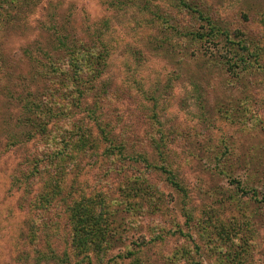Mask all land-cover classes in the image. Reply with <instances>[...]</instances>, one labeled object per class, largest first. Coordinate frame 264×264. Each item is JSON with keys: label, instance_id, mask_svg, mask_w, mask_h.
<instances>
[{"label": "trees", "instance_id": "trees-1", "mask_svg": "<svg viewBox=\"0 0 264 264\" xmlns=\"http://www.w3.org/2000/svg\"><path fill=\"white\" fill-rule=\"evenodd\" d=\"M43 1L47 2L0 0V95L17 106L13 115H18L14 119L20 121L19 132H4L0 157L28 142L40 146L35 153L21 155L13 171L8 172L10 186H15L14 190L20 193L16 207L25 216L17 235V242L24 248L15 253L13 261L146 264L136 239L131 242L138 245L137 249L131 251L123 246L130 235L115 222L119 209L112 204V194L122 198L121 211H135L142 217L154 211L163 213L166 209L165 206L162 209L163 191L156 190L151 178L147 181L151 175L160 179L157 174H162L161 180L184 196L187 188L179 183L176 168L170 166L167 149L162 150L166 134L155 117L158 112L166 115L164 105L159 106L161 93L154 95L136 88L144 99L151 101V108H144L150 112L149 117H139L144 122L148 118L147 123L154 131L141 138H130L131 125L123 121L118 104L137 95L122 80L115 86L105 76L112 53L120 45L124 54L154 51L158 57L170 59V65L176 66L169 71V81L163 85L166 94L171 93V80L186 73L183 66L188 59L206 74L217 73L221 78L225 75L230 79H225V89H220L218 104H221L226 92L235 91L232 87L235 82L242 79L243 83L249 71L254 72L259 66L258 52L264 50V44L258 43L260 37L225 25L215 16L216 11L200 0H103L107 11L104 17L76 25L67 11V14L59 13L58 21L50 27L39 25L45 9L33 20L34 24L30 21ZM119 23L123 31L117 30L113 35ZM135 24L140 28L135 30L136 44L123 42V34ZM34 30L40 31L43 38L25 40L15 51L18 56L4 48L3 40L26 39ZM200 77L196 80L199 83L188 80L191 88L184 91L185 96H193L199 109H203V103L209 105L210 101L209 93L200 91L204 86L199 80H204V75ZM210 84L205 88L212 89ZM38 95L40 99L35 101ZM221 108L220 105L216 111L224 115H235L237 109L235 106ZM2 117L1 123L7 124V117ZM143 144L149 148L150 157ZM212 166L213 172L240 176L236 161L228 162L220 157ZM207 171L210 173L208 168ZM110 176L118 177L116 185L109 180ZM233 182L238 190L232 187V192L247 194L250 190L255 194L251 188L245 190L244 183L241 185L238 179ZM217 190L221 202L237 195ZM55 205L61 207V213L53 208ZM183 214L189 219L186 211ZM204 216L198 223L212 228L215 239L223 244V250L216 249V257H221L226 264L240 263L251 244L249 237L242 239L234 219L224 224L213 218L212 213ZM46 233L55 240L54 245ZM121 246L126 251L112 253ZM175 254L177 260H183L182 264H201V259L190 258L184 247Z\"/></svg>", "mask_w": 264, "mask_h": 264}, {"label": "rangeland", "instance_id": "rangeland-1", "mask_svg": "<svg viewBox=\"0 0 264 264\" xmlns=\"http://www.w3.org/2000/svg\"><path fill=\"white\" fill-rule=\"evenodd\" d=\"M102 1L47 0L46 3L43 1L38 8L36 7L30 21L34 24L33 20L37 19L39 13L45 9L39 20V25L45 27H50L52 23L57 22L59 13L67 14V11L71 13L70 19L74 21V24L89 23L107 14ZM200 1L216 11L215 16L225 25L244 31L252 37H260L258 43L264 44V23H260V20L264 22V0ZM136 26L132 30L125 31L122 37L123 42L129 41L136 44L135 30L140 29ZM116 27L113 35L117 30L123 31L122 24L119 23ZM28 37L26 39L10 37L6 41L3 40L4 48L16 57L18 55L15 51L19 45L31 37L42 39L43 34L34 30L33 34ZM153 52L148 51L145 54L133 52L129 55L124 54L121 46L118 45L110 57L105 76L111 79L115 86L120 85L122 80V84L124 83L132 94L137 95L130 101L126 100L118 104L123 121L131 125L130 138H141L145 133L154 131V128L147 123L148 118L144 122L139 117L140 115L149 117L150 112L148 109L145 112L144 108H151V101L144 99L136 88L140 87L144 92H152L154 95L157 92L161 93L159 106L164 105L166 115L158 112L155 117L166 134L162 150L167 149L170 166L175 167L179 172L177 179L187 188V194L184 196L166 185L164 179L161 180V177H164L162 174H157L160 179L151 175L147 181L151 178L156 184V190L163 191L165 199L162 209L164 206L166 209L163 213L154 211L140 217L135 211H121L122 198L113 193L112 204L119 209L115 222L120 223L121 228L127 229L130 235V237L127 236L123 246H128L132 251L139 245L141 258L146 264H182L183 260H177L175 252L183 247L190 258L196 261L201 259V264H226L221 257H216L218 256L216 249L217 251L223 250V244L215 239L214 230L211 228V232L210 228L206 227L207 225L198 223L201 217H205V214L212 213L213 218L217 217L216 219L224 224L234 219V223L241 229L242 239L249 237L251 244L245 255L240 258L241 262L237 264H264V50L258 52L259 66L254 72L249 71L243 83L242 79L236 81L232 86L235 91L226 92V97L221 99L223 102L221 104H218L220 102L218 98L222 95L220 89H225L223 84L225 85V79H230L229 77L222 75L221 78L217 73L215 76L206 74L194 61L188 59L186 65L183 66L186 73L179 77L183 83L181 84L179 79L171 80V93L166 94L163 85L169 81L167 80L169 71L176 65H170V59L158 57ZM200 74L204 75V80H199L204 86L200 88V91H207L210 101L209 105L203 103V109H199L193 96H185L184 91V89L191 88L187 84L188 80L199 83L196 80L198 77L201 79ZM210 83H212V89L205 88L211 86ZM9 88L11 89L10 86ZM36 98H39V95L34 98L35 101ZM22 102H24L23 99ZM220 105L223 107L221 110L235 106L238 111L236 109L235 115H224L216 111ZM16 111L17 106L1 94L0 115L3 116L2 119L7 117L8 123L4 124L0 121V148L4 142L1 141L5 138L4 132H19L20 121L14 119L18 115H13ZM200 113L204 115H199ZM4 128L5 130H2ZM143 146L149 156V148L145 144ZM39 150L38 144L28 142L23 147L4 152L0 157V264H24V262L31 264L30 260L13 261L15 253L24 248L19 245L20 241L17 242V235L21 228L22 217L25 216L22 213L23 210L16 207L20 193L14 190L15 186H10L8 172L13 171L21 155H30ZM220 157L227 159L228 162L236 161L240 167L238 170L240 176H226L213 172L212 164ZM117 178L110 176L109 180L116 185ZM240 178H243L242 181ZM237 179L240 184L244 183L245 190L251 188L255 194H252L250 190L247 194H241L240 191L232 192L230 190L232 187L234 191L238 190L233 182ZM217 189L237 195L223 199L221 202L222 197L217 194ZM53 208H57L56 211L61 213L59 205ZM184 211L188 213L189 219L187 220L183 214ZM46 234L47 239L54 245L55 240L50 238V234ZM131 239H136L138 245H134ZM45 249L44 247L42 251L45 252ZM124 251H126L125 248L121 246L114 249L112 253ZM121 264L127 263L124 261Z\"/></svg>", "mask_w": 264, "mask_h": 264}]
</instances>
